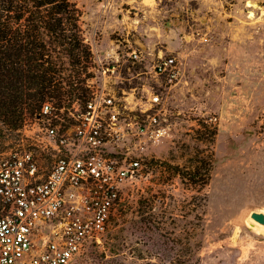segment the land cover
I'll list each match as a JSON object with an SVG mask.
<instances>
[{
	"label": "rangeland",
	"instance_id": "374dc122",
	"mask_svg": "<svg viewBox=\"0 0 264 264\" xmlns=\"http://www.w3.org/2000/svg\"><path fill=\"white\" fill-rule=\"evenodd\" d=\"M74 1L91 54L176 44L184 75L170 136L146 150L102 241L72 264H264V234L246 219L264 214V0ZM63 61L75 86L84 79V91L50 99L67 115L90 95L93 63ZM22 140L4 128L0 158Z\"/></svg>",
	"mask_w": 264,
	"mask_h": 264
},
{
	"label": "built area",
	"instance_id": "2783aa9c",
	"mask_svg": "<svg viewBox=\"0 0 264 264\" xmlns=\"http://www.w3.org/2000/svg\"><path fill=\"white\" fill-rule=\"evenodd\" d=\"M121 49L92 48L90 95L67 115L44 101L19 129L23 142L0 158V264H72L100 243L146 150L170 136L182 61Z\"/></svg>",
	"mask_w": 264,
	"mask_h": 264
},
{
	"label": "trees",
	"instance_id": "16d2710c",
	"mask_svg": "<svg viewBox=\"0 0 264 264\" xmlns=\"http://www.w3.org/2000/svg\"><path fill=\"white\" fill-rule=\"evenodd\" d=\"M82 14L74 0H0V136L4 128H22L44 101L84 91L80 70L75 86L63 61L84 71L92 59Z\"/></svg>",
	"mask_w": 264,
	"mask_h": 264
},
{
	"label": "bare ground",
	"instance_id": "6f19581e",
	"mask_svg": "<svg viewBox=\"0 0 264 264\" xmlns=\"http://www.w3.org/2000/svg\"><path fill=\"white\" fill-rule=\"evenodd\" d=\"M251 5L255 6V4H251ZM259 214L264 219V214L263 213H259ZM246 215H247V213H246ZM246 219H247V223H248L249 227L254 229V231H256L257 233H260V234L263 233L264 234V224L258 223L257 221L252 219L250 217V215H248V217Z\"/></svg>",
	"mask_w": 264,
	"mask_h": 264
},
{
	"label": "water",
	"instance_id": "95a60500",
	"mask_svg": "<svg viewBox=\"0 0 264 264\" xmlns=\"http://www.w3.org/2000/svg\"><path fill=\"white\" fill-rule=\"evenodd\" d=\"M249 215L258 223L264 224V219L261 217L258 210H252Z\"/></svg>",
	"mask_w": 264,
	"mask_h": 264
},
{
	"label": "crops",
	"instance_id": "0c3cea01",
	"mask_svg": "<svg viewBox=\"0 0 264 264\" xmlns=\"http://www.w3.org/2000/svg\"><path fill=\"white\" fill-rule=\"evenodd\" d=\"M168 47H170V48H176L177 45H176V44L169 45V46H167V49H165V51L168 50ZM161 50H162V49H161ZM163 51H164V49H163ZM168 52H170V51L168 50Z\"/></svg>",
	"mask_w": 264,
	"mask_h": 264
}]
</instances>
